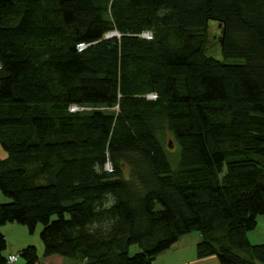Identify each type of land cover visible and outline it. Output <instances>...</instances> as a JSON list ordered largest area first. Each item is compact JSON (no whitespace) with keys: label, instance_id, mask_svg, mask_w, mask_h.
<instances>
[{"label":"trees","instance_id":"obj_1","mask_svg":"<svg viewBox=\"0 0 264 264\" xmlns=\"http://www.w3.org/2000/svg\"><path fill=\"white\" fill-rule=\"evenodd\" d=\"M0 66V227L80 264H154L192 232L198 258L264 264V0H0Z\"/></svg>","mask_w":264,"mask_h":264},{"label":"rangeland","instance_id":"obj_2","mask_svg":"<svg viewBox=\"0 0 264 264\" xmlns=\"http://www.w3.org/2000/svg\"><path fill=\"white\" fill-rule=\"evenodd\" d=\"M222 28L218 22H213L209 29V42L212 46L211 53H214L222 46ZM173 154L178 152L176 146H172L170 149ZM130 171L126 174L129 175ZM9 200L4 198L0 192V203H6ZM258 226L257 229L248 234L249 242L252 245L264 244V215H260L257 219ZM43 227L39 226L36 230L37 237H40V233ZM34 237V234H30ZM41 239V238H40ZM202 240V236L199 232H192L181 237L180 242L168 250L167 252L161 254L154 264H219V259L216 255L209 256L206 258H198L196 253V246ZM137 247H133L132 250H136ZM67 264H80L77 260L66 259ZM257 264H261L256 262Z\"/></svg>","mask_w":264,"mask_h":264},{"label":"crops","instance_id":"obj_3","mask_svg":"<svg viewBox=\"0 0 264 264\" xmlns=\"http://www.w3.org/2000/svg\"><path fill=\"white\" fill-rule=\"evenodd\" d=\"M8 155L3 149L0 143V161L7 159ZM0 234H2L7 241L6 251L3 252V257H7L11 254H18L28 246H35L39 255L38 264H67L66 259L54 256L50 258L44 257V245L40 237H37L35 232L34 237L29 235L27 227L18 224H7L0 227ZM19 264H26L24 260H21Z\"/></svg>","mask_w":264,"mask_h":264},{"label":"built area","instance_id":"obj_4","mask_svg":"<svg viewBox=\"0 0 264 264\" xmlns=\"http://www.w3.org/2000/svg\"><path fill=\"white\" fill-rule=\"evenodd\" d=\"M109 38H112V37H119L118 34H111L108 36ZM143 37L145 39H151V34L147 33L145 35H143ZM85 47L84 46H80L79 49L82 50L84 49ZM0 70H1V66H0ZM148 99L149 100H155L156 99V94H151L148 96ZM70 112L72 113H80V112H89L92 110V108H89V107H82V106H71L69 108ZM107 170H111V165L108 164L107 165ZM21 261V257H20V254H11L9 256L6 257V260H5V263L4 264H19V262Z\"/></svg>","mask_w":264,"mask_h":264},{"label":"water","instance_id":"obj_5","mask_svg":"<svg viewBox=\"0 0 264 264\" xmlns=\"http://www.w3.org/2000/svg\"><path fill=\"white\" fill-rule=\"evenodd\" d=\"M219 25H220V27H222L223 26V23L222 22H219ZM224 34V33H223ZM222 43V45H223V41L221 42ZM172 147V146H171Z\"/></svg>","mask_w":264,"mask_h":264}]
</instances>
